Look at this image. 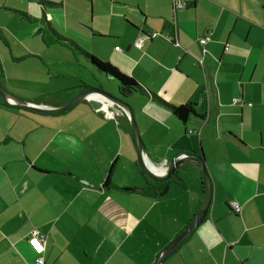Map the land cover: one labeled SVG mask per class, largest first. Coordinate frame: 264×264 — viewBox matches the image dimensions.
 <instances>
[{
	"label": "crops",
	"instance_id": "obj_1",
	"mask_svg": "<svg viewBox=\"0 0 264 264\" xmlns=\"http://www.w3.org/2000/svg\"><path fill=\"white\" fill-rule=\"evenodd\" d=\"M88 55L140 88L106 87ZM0 86L46 108L92 88L121 98L152 170L202 155L212 182L205 221L162 264H264V0H0ZM175 174L161 198L126 192L149 180L125 113L0 97V264H34L33 231L44 264H152L202 205L199 165Z\"/></svg>",
	"mask_w": 264,
	"mask_h": 264
},
{
	"label": "water",
	"instance_id": "obj_2",
	"mask_svg": "<svg viewBox=\"0 0 264 264\" xmlns=\"http://www.w3.org/2000/svg\"><path fill=\"white\" fill-rule=\"evenodd\" d=\"M120 92L122 95H126L129 94L131 91H129V89L122 88ZM95 95H98L99 96L98 98L101 97L100 99L101 101L94 100L93 97ZM0 97L2 98L4 104L7 106H12L19 109H23L25 111L42 114V115H49V116L65 112L81 102H87L94 111H97L102 106L101 104L102 100L106 99L112 105L120 107L122 111L126 114L127 118H129L137 165L139 166L141 173H143L148 180L156 183L168 181L169 179L176 180L178 179V176L175 174V170L179 169L180 166L190 162H194L199 165L201 169L202 184H203L202 205L198 213L192 218V220L184 228V230L166 248H164L158 254V256L156 257V259L152 264H162L194 232V230L205 221L212 200V182L208 174V171L206 169V166L204 164L202 155L197 156L194 154L181 153L173 157L168 164L165 162V164L162 166L164 170L163 173L156 174L155 172L150 170L146 164V161L149 160L143 151L144 150L143 145L139 135L138 127L133 117L131 107L127 103H125L121 98L109 94L103 91L102 89L92 88L81 92L80 94L75 96L73 99H71L69 102H67L61 107L46 108L40 105L26 103L21 99L10 94L1 86H0ZM123 190L126 192H133V193L142 192L141 188H124Z\"/></svg>",
	"mask_w": 264,
	"mask_h": 264
},
{
	"label": "trees",
	"instance_id": "obj_3",
	"mask_svg": "<svg viewBox=\"0 0 264 264\" xmlns=\"http://www.w3.org/2000/svg\"><path fill=\"white\" fill-rule=\"evenodd\" d=\"M88 58L91 66L95 67V69L101 72L105 77L117 83L119 91H121L122 88H125V89H129V91L131 92H134L135 88L138 89L140 88L131 78H128L127 76L121 74L116 68H114L110 64L104 63L91 55H88ZM119 94L123 96L121 92ZM170 110L172 115L175 118L181 120L182 122H185L187 116L193 113L191 109L186 107L170 106ZM175 181L176 180L169 179L168 181L156 183L149 180V184H147L144 188H141L142 189L141 193L149 197L161 198L167 192L168 185ZM103 187L113 188V185L111 184V170H109V173L105 178ZM229 208L231 209V212L234 214L232 208L230 206Z\"/></svg>",
	"mask_w": 264,
	"mask_h": 264
},
{
	"label": "built area",
	"instance_id": "obj_4",
	"mask_svg": "<svg viewBox=\"0 0 264 264\" xmlns=\"http://www.w3.org/2000/svg\"><path fill=\"white\" fill-rule=\"evenodd\" d=\"M176 8H182L183 5L182 4H176L175 6ZM158 34H153L152 37H157ZM169 41L173 40V37H169L168 38ZM210 41V35H206L203 38H201L199 40V44L201 46L206 45L208 42ZM140 40L136 42V47L140 49ZM98 95H95L93 97L94 100L96 101H101V97L98 98ZM103 105H106L105 107L101 106V109L104 110L105 112V116L109 119H111L112 121H114L115 123H117V117L118 116H122L124 114V112L122 111V109L118 106L112 105L110 102H108L106 99L102 100ZM110 108L112 109V111L110 110ZM100 110V109H99ZM98 111V110H97ZM232 210L235 213H240V208L236 205V204H232L231 205ZM31 246L33 247V249L35 250V252L39 255L36 259H35V263L34 264H44V260L41 257V254L44 252V247H45V239L42 238L38 232L33 231L32 232V236L31 239L29 240Z\"/></svg>",
	"mask_w": 264,
	"mask_h": 264
},
{
	"label": "rangeland",
	"instance_id": "obj_5",
	"mask_svg": "<svg viewBox=\"0 0 264 264\" xmlns=\"http://www.w3.org/2000/svg\"><path fill=\"white\" fill-rule=\"evenodd\" d=\"M41 17H42V14H41ZM42 19H43V17H42ZM60 50V49H59ZM52 55L54 54V53H52L53 51L52 50H50L49 51ZM48 52V53H49ZM47 53V54H48ZM68 53H69V55L72 57V51L71 50H69L68 51ZM56 54H57V52H56ZM87 63V62H86ZM105 82H107V81H105ZM109 82V83H108ZM107 83L109 84V85H106V87H110L113 91H115V89L117 88V83L115 82V81H113V80H111V81H108ZM106 83V84H107ZM106 91H109V89H106ZM113 91H112V93H113ZM111 93V92H110ZM116 93H118V91L116 92ZM115 92L113 93V94H116ZM138 166V165H137ZM138 168H139V166H138ZM124 171H125V169H123ZM121 171V170H120ZM139 171H140V168H139ZM122 172V171H121ZM140 173H141V171H140ZM145 176V175H144ZM234 214L235 215H238L239 213H235L234 212Z\"/></svg>",
	"mask_w": 264,
	"mask_h": 264
},
{
	"label": "bare ground",
	"instance_id": "obj_6",
	"mask_svg": "<svg viewBox=\"0 0 264 264\" xmlns=\"http://www.w3.org/2000/svg\"><path fill=\"white\" fill-rule=\"evenodd\" d=\"M146 164H147L148 168H149L150 170H152L151 167H150L149 164H148V161H146ZM152 166H154V165H152ZM154 167H155V166H154ZM152 171L155 172L156 174H158V172H156L155 170H152ZM160 173H163V172H160Z\"/></svg>",
	"mask_w": 264,
	"mask_h": 264
}]
</instances>
